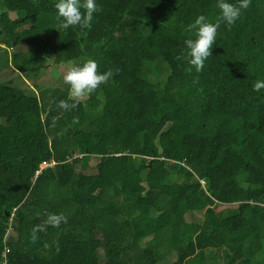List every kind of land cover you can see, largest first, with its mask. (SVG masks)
<instances>
[{
    "label": "trees",
    "instance_id": "obj_1",
    "mask_svg": "<svg viewBox=\"0 0 264 264\" xmlns=\"http://www.w3.org/2000/svg\"><path fill=\"white\" fill-rule=\"evenodd\" d=\"M56 2L0 0L25 75L0 83V264H264V0L220 24L200 72L184 41L217 0H96L91 28L68 31ZM88 59L113 75L59 108L68 85L42 74Z\"/></svg>",
    "mask_w": 264,
    "mask_h": 264
},
{
    "label": "clouds",
    "instance_id": "obj_2",
    "mask_svg": "<svg viewBox=\"0 0 264 264\" xmlns=\"http://www.w3.org/2000/svg\"><path fill=\"white\" fill-rule=\"evenodd\" d=\"M248 6L249 0H238V3L235 4L229 2V0H217L219 16L215 22H209L204 15H200L195 19L190 27L193 36L184 41V56L196 72L203 70L206 59L212 55V48L220 24L233 25L240 17L242 10L247 9ZM55 9V18L58 21L57 29L64 31L74 27L90 29L94 14L101 10L96 0H57ZM112 75L111 71L100 73L97 62L91 59L71 67L64 75L63 81L68 85L69 99L72 103L69 104L67 101L62 100L57 106L64 110L76 108L79 100L92 94L100 85L106 84ZM253 90L257 92L264 90V80H257L253 85ZM47 165V163H44L41 167ZM40 172L38 171L37 174ZM202 182L204 184V180ZM62 222H67V217L63 214H49L45 225L59 227ZM44 230V225L37 226L34 230V237L35 232ZM9 232L11 231L7 230L5 234V242L8 239ZM5 251L9 252V248Z\"/></svg>",
    "mask_w": 264,
    "mask_h": 264
},
{
    "label": "rangeland",
    "instance_id": "obj_3",
    "mask_svg": "<svg viewBox=\"0 0 264 264\" xmlns=\"http://www.w3.org/2000/svg\"><path fill=\"white\" fill-rule=\"evenodd\" d=\"M1 41H3V39H0ZM0 47H2V49L0 48V83L2 82H9L11 80L10 79V71H9V67L13 68L16 72H18L19 74L21 73V70H17L13 64L9 61V59L11 58V47H7L5 45H2L0 43ZM6 50L8 51V53L6 52ZM79 63V62H78ZM77 63V65H78ZM76 65V66H77ZM73 66V63H67L64 64L62 66H52L49 67L48 69H45L44 74H42V79H40V82L44 83V87H50V86H57V85H61L63 82L64 85V81H63V77H64V73L68 70H70V68ZM4 73V74H3ZM13 75H18L15 73H12ZM23 78L25 77V75H23ZM62 80V81H61ZM13 82L16 87H21L23 89H25L24 87V83L20 82L19 80H16L15 78L13 79ZM26 82L29 83V80L26 78ZM39 82V83H40ZM31 85V84H30ZM34 87L36 86L35 84H32ZM29 86V85H28ZM30 87V86H29ZM36 89L38 90V88L36 87ZM94 164L98 163V158L97 157H92V159L87 163V165H85L86 170H89L91 168V166ZM188 219L189 220H193V221H199V222H203L204 223V219L205 216L204 214L200 213V212H193L192 214L188 215ZM12 231V230H10ZM216 250V249H215ZM214 250V251H215ZM101 255H102V259L105 260L103 258V252L100 251ZM214 255H209L207 254V259L205 258L204 264H221V261L219 259H217V257H213ZM168 262H173V259L170 257L167 258ZM216 262V263H215Z\"/></svg>",
    "mask_w": 264,
    "mask_h": 264
}]
</instances>
